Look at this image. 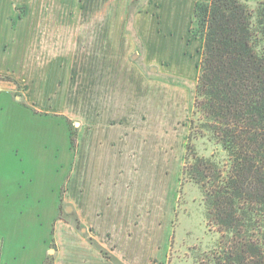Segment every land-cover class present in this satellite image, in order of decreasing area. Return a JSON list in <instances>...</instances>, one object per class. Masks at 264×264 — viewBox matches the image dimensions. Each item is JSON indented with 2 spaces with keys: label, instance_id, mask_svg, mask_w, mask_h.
<instances>
[{
  "label": "rangeland",
  "instance_id": "374dc122",
  "mask_svg": "<svg viewBox=\"0 0 264 264\" xmlns=\"http://www.w3.org/2000/svg\"><path fill=\"white\" fill-rule=\"evenodd\" d=\"M128 1L0 0V81L14 95L27 92L58 112L30 113L19 105L0 110V180L30 168L23 156L33 144L42 155L23 180L63 184L73 170L78 202L94 198L102 207L108 198L134 199L116 227L131 230V240H145L151 264H211L226 239L208 224L203 195L183 174L203 43L194 36L189 45L144 44L136 36L133 6L130 21L115 12L117 3ZM65 111L66 117L59 115ZM195 143L203 156L220 152L208 140ZM58 148L62 173L54 171ZM91 149L109 152L97 158ZM82 151L89 154L81 165ZM37 207L0 199V264L54 263L51 220L34 236L27 230L15 238L1 226L20 213L27 223L26 214ZM80 212V205L69 203L59 216L80 233L86 228ZM69 245L68 251L74 242Z\"/></svg>",
  "mask_w": 264,
  "mask_h": 264
},
{
  "label": "trees",
  "instance_id": "16d2710c",
  "mask_svg": "<svg viewBox=\"0 0 264 264\" xmlns=\"http://www.w3.org/2000/svg\"><path fill=\"white\" fill-rule=\"evenodd\" d=\"M191 31L203 50L184 181L226 239L211 264H264V0L199 1ZM201 139L220 152L201 155Z\"/></svg>",
  "mask_w": 264,
  "mask_h": 264
},
{
  "label": "crops",
  "instance_id": "0c3cea01",
  "mask_svg": "<svg viewBox=\"0 0 264 264\" xmlns=\"http://www.w3.org/2000/svg\"><path fill=\"white\" fill-rule=\"evenodd\" d=\"M199 1L204 0H129L123 7H121L122 4L117 3L115 12L120 14V20L130 21L133 6L135 14L133 20L135 24L136 20L138 21L136 29H139L136 36L144 44L189 45L196 38L191 29L194 21V9ZM200 40L203 43V40ZM14 91L5 82L0 81V110L4 108L9 110V106L19 105L24 107L26 112L57 116L56 106L48 103L41 107L39 103L28 98L27 92H24L23 96H17L14 95ZM59 115L65 116L67 113L66 111L60 112ZM90 151H92L91 154H96L97 158H101L104 152H109L105 149H91ZM26 152L23 158H25L24 162H29L30 168H21L19 176L13 178L7 176L8 178L3 177L0 180V199L7 205L32 204L39 207L31 209L30 214H26L30 216V219L26 220L27 223H23L22 219L24 217L22 214L25 213L6 217L1 222L4 230L10 231V235L15 238L26 236L27 230L33 232V234L29 233L30 236H34V232L45 229L47 222L51 220L52 235L57 247L54 250V264H151L152 254L151 250L147 249L145 240H131L129 239L133 236L130 234L131 230L116 227L118 220L124 219V216L134 209L132 203L134 199H123L122 202L121 196H117L116 199L108 198L105 206L102 207L96 205L94 198L89 203L78 202L74 200L73 170L63 184L61 182H37L33 179L25 181L23 180L24 176L27 174L31 176L32 170H34L35 158L38 154L42 155V151L40 152L33 144H31L29 152ZM88 154V151L81 152V165L84 163L82 157H86ZM52 156L56 160L58 158V164L56 163L54 171L62 173V148L55 150ZM0 157L3 160L2 153H0ZM103 158L108 157L104 156ZM119 160L120 158H117L115 161L118 166ZM99 188L101 190L97 188L98 191H103L106 186L100 184ZM117 193H120L119 188ZM69 203L81 206V220L86 222V228L82 229L81 234L59 216L62 206ZM90 215H94V217L90 218ZM95 220L100 222L94 223ZM110 221L113 224H109L108 228L104 230L97 227L98 224L110 223ZM23 225L25 229H21ZM137 233L142 234L141 238L146 235L144 232ZM136 236L134 235V237ZM60 242L66 243V246H70V248L72 245L69 243L74 242V246L70 251H68L70 248L64 250L62 248L64 246L59 245Z\"/></svg>",
  "mask_w": 264,
  "mask_h": 264
},
{
  "label": "water",
  "instance_id": "95a60500",
  "mask_svg": "<svg viewBox=\"0 0 264 264\" xmlns=\"http://www.w3.org/2000/svg\"><path fill=\"white\" fill-rule=\"evenodd\" d=\"M20 100V99H19ZM68 213H71L72 212V208H68L67 210Z\"/></svg>",
  "mask_w": 264,
  "mask_h": 264
}]
</instances>
